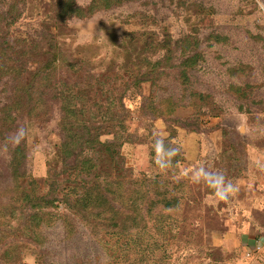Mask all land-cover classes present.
<instances>
[{
	"label": "rangeland",
	"instance_id": "obj_1",
	"mask_svg": "<svg viewBox=\"0 0 264 264\" xmlns=\"http://www.w3.org/2000/svg\"><path fill=\"white\" fill-rule=\"evenodd\" d=\"M72 1L95 10L63 19L68 0H0V264H264V0ZM47 63V82L33 81ZM33 86L42 100L28 101ZM70 89L103 142L118 98L130 138L120 152L137 182L125 190L145 194L143 213L124 234L77 215L67 226L52 208L33 241L12 231L28 212L19 218L11 163L24 146L41 191L60 173ZM159 194L173 209L148 214Z\"/></svg>",
	"mask_w": 264,
	"mask_h": 264
},
{
	"label": "trees",
	"instance_id": "obj_2",
	"mask_svg": "<svg viewBox=\"0 0 264 264\" xmlns=\"http://www.w3.org/2000/svg\"><path fill=\"white\" fill-rule=\"evenodd\" d=\"M101 1L103 0H98V2ZM94 8L93 5L88 9L76 8L74 2L68 0L66 4H61L60 16L63 19L86 18L95 10ZM52 48L53 46H50L44 51L50 53ZM13 61L18 62V60ZM52 66V63H47V66L41 68L40 72L36 71L33 74L32 80L47 82V79L56 69ZM42 94L35 93L33 86L31 89H27L25 95L28 101L33 102L41 99ZM66 95H68L64 96L66 105L63 104L61 111L63 119L67 121L65 131L68 136L60 146L57 156L62 167L60 173L55 171L52 174L46 189L41 191L39 183L34 179H27L24 170L25 161H23L25 149L24 146L17 147L19 157H14L11 163L12 174L22 194L20 203L23 209L17 211L19 218L26 209L28 215L25 225L23 227L18 225L17 228H12V231L23 232L25 229L26 233L32 235L33 241H38L43 236V227L50 221L48 216H52L46 210L58 209L63 206L66 212L62 213V217L67 226H71L70 219L72 216L77 215L83 224L90 229L94 227L93 225H103L110 229L123 230L126 234L127 230L131 231L137 228L139 216L143 213L142 203L145 194L141 192V195L137 189L134 191L125 190V185L128 183L126 179L130 183L137 182L132 181L129 177V172L124 167V159L120 152L122 144L130 141V138H128L129 136L126 138L128 127L125 122L120 117L118 120L116 116L118 98L111 96L112 108L109 110L112 119L110 134L113 138L103 142L101 141V127H96L94 124L89 125L84 120L87 113L85 114V109L82 108L83 106L80 107L77 102L80 97L79 94L71 93L70 89L69 94ZM122 98L123 94L119 99L121 103L123 102ZM14 107V113L18 111L19 107L21 112H26L21 106ZM33 109L28 112L30 115L35 113ZM12 110V107L8 106L2 109L1 113L6 116ZM9 119V117L4 119L7 126L3 128L7 127V130H10L13 124L8 121ZM105 165L109 166V171L104 169ZM61 173L64 176L67 175V178L61 179ZM25 182L26 185H24ZM159 196L164 195L159 194ZM161 205L165 209H173L174 207L169 199L163 197L162 200L154 203L148 214L154 213L156 209L160 210ZM1 208L2 205H0ZM17 211L13 209L11 216L17 217ZM146 211H149V207ZM18 224H20L19 221ZM2 227L5 229L4 226Z\"/></svg>",
	"mask_w": 264,
	"mask_h": 264
},
{
	"label": "built area",
	"instance_id": "obj_3",
	"mask_svg": "<svg viewBox=\"0 0 264 264\" xmlns=\"http://www.w3.org/2000/svg\"><path fill=\"white\" fill-rule=\"evenodd\" d=\"M257 248V247H256ZM258 250H261V248L259 247Z\"/></svg>",
	"mask_w": 264,
	"mask_h": 264
},
{
	"label": "clouds",
	"instance_id": "obj_4",
	"mask_svg": "<svg viewBox=\"0 0 264 264\" xmlns=\"http://www.w3.org/2000/svg\"><path fill=\"white\" fill-rule=\"evenodd\" d=\"M23 133V130H21V134Z\"/></svg>",
	"mask_w": 264,
	"mask_h": 264
}]
</instances>
